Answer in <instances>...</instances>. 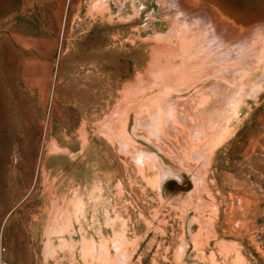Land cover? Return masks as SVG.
<instances>
[{
    "label": "rangeland",
    "instance_id": "rangeland-1",
    "mask_svg": "<svg viewBox=\"0 0 264 264\" xmlns=\"http://www.w3.org/2000/svg\"><path fill=\"white\" fill-rule=\"evenodd\" d=\"M234 2L220 35L0 0V264H264V0Z\"/></svg>",
    "mask_w": 264,
    "mask_h": 264
},
{
    "label": "bare ground",
    "instance_id": "bare-ground-1",
    "mask_svg": "<svg viewBox=\"0 0 264 264\" xmlns=\"http://www.w3.org/2000/svg\"><path fill=\"white\" fill-rule=\"evenodd\" d=\"M171 1L173 2L172 4L177 6L175 9L177 12H180L179 13L180 18H181L180 20L183 21V24L184 23L190 24L191 20L194 22L193 17L196 16L197 17L196 19L198 20L200 19L202 22H205L207 27L211 31H214V32L217 31V33L220 35L228 33L227 24L229 23L230 20H229V17L227 18L226 15H224V11L222 8H224L223 6L228 7L229 5H231L230 2H234L236 0H171ZM234 3L236 5L246 6L248 2L247 0H240V3H236V2ZM188 7H190V9L192 7V9L187 11L186 9ZM233 13L234 12H232V14ZM219 26L221 27L223 26V28H221L218 31L217 29L219 28ZM224 27L226 28L224 29ZM256 65H257L256 67H258V64ZM168 174L169 173L166 172L164 176H169L170 174L169 175Z\"/></svg>",
    "mask_w": 264,
    "mask_h": 264
},
{
    "label": "clouds",
    "instance_id": "clouds-1",
    "mask_svg": "<svg viewBox=\"0 0 264 264\" xmlns=\"http://www.w3.org/2000/svg\"><path fill=\"white\" fill-rule=\"evenodd\" d=\"M168 178H169L168 176H163V177H161L162 180H166V179H168ZM171 178L175 179V180L177 181V183H180V182H181L179 176H172Z\"/></svg>",
    "mask_w": 264,
    "mask_h": 264
}]
</instances>
